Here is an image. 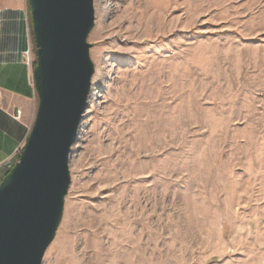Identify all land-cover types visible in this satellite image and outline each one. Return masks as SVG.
<instances>
[{"label": "rangeland", "instance_id": "374dc122", "mask_svg": "<svg viewBox=\"0 0 264 264\" xmlns=\"http://www.w3.org/2000/svg\"><path fill=\"white\" fill-rule=\"evenodd\" d=\"M94 6L95 73L43 264H264V0ZM23 135L0 131L4 163Z\"/></svg>", "mask_w": 264, "mask_h": 264}, {"label": "water", "instance_id": "95a60500", "mask_svg": "<svg viewBox=\"0 0 264 264\" xmlns=\"http://www.w3.org/2000/svg\"><path fill=\"white\" fill-rule=\"evenodd\" d=\"M36 46L35 120L0 181V264H43L62 221L71 147L91 92L94 0H28Z\"/></svg>", "mask_w": 264, "mask_h": 264}, {"label": "crops", "instance_id": "0c3cea01", "mask_svg": "<svg viewBox=\"0 0 264 264\" xmlns=\"http://www.w3.org/2000/svg\"><path fill=\"white\" fill-rule=\"evenodd\" d=\"M29 8L28 0H0V131L15 137L17 129L24 130L11 158L17 156L38 108L35 61H24V52L33 44ZM19 110L21 115L17 118ZM7 158L0 157V173L7 171Z\"/></svg>", "mask_w": 264, "mask_h": 264}, {"label": "built area", "instance_id": "2783aa9c", "mask_svg": "<svg viewBox=\"0 0 264 264\" xmlns=\"http://www.w3.org/2000/svg\"><path fill=\"white\" fill-rule=\"evenodd\" d=\"M24 58L25 60L24 61H27L28 63H32L33 61H35L36 59V50H35V46L32 44L30 46H28V49L24 52ZM21 110H19L16 114V117H20L21 115ZM12 158H9L7 161H6V165H8V168H10L12 166Z\"/></svg>", "mask_w": 264, "mask_h": 264}]
</instances>
